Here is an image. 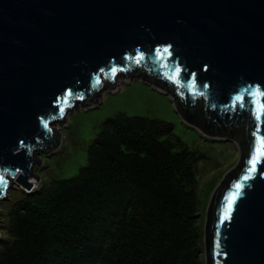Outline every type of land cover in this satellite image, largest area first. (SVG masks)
I'll use <instances>...</instances> for the list:
<instances>
[{"label":"water","instance_id":"water-1","mask_svg":"<svg viewBox=\"0 0 264 264\" xmlns=\"http://www.w3.org/2000/svg\"><path fill=\"white\" fill-rule=\"evenodd\" d=\"M129 65L147 70L177 110V98L192 111L204 96L203 128L181 117L208 137L245 129L239 161L207 209L205 262L264 264V163L249 164L253 101L264 90V0H0V201L15 188L33 192L38 150L56 152L68 114L100 106Z\"/></svg>","mask_w":264,"mask_h":264},{"label":"trees","instance_id":"trees-1","mask_svg":"<svg viewBox=\"0 0 264 264\" xmlns=\"http://www.w3.org/2000/svg\"><path fill=\"white\" fill-rule=\"evenodd\" d=\"M195 157L167 122L108 119L78 175L13 206L0 264H206Z\"/></svg>","mask_w":264,"mask_h":264},{"label":"rangeland","instance_id":"rangeland-1","mask_svg":"<svg viewBox=\"0 0 264 264\" xmlns=\"http://www.w3.org/2000/svg\"><path fill=\"white\" fill-rule=\"evenodd\" d=\"M117 88V92L103 95L100 106L87 110L80 107L68 114L60 129V147L50 156L42 154L39 157L41 166L38 163L36 167V173L41 177L39 189L46 190L56 181L72 179L89 164V149L108 119L125 113L130 117L160 120L173 125L176 137L196 156L199 224L204 226L215 189L239 161V146L236 142L215 140L187 124L170 95L152 85L133 79L122 82ZM25 193L21 188H15L9 192L7 201H0L1 239L6 237L13 206L25 197Z\"/></svg>","mask_w":264,"mask_h":264},{"label":"flooded vegetation","instance_id":"flooded-vegetation-1","mask_svg":"<svg viewBox=\"0 0 264 264\" xmlns=\"http://www.w3.org/2000/svg\"><path fill=\"white\" fill-rule=\"evenodd\" d=\"M113 79H114L113 82L115 85L116 84L121 85L122 82L130 81V80L132 81L133 79H136L138 81H143L147 84L153 83V82L156 83V81L154 79H152L151 74L147 70H144L141 65H137L136 67H133V68L129 65V68L121 69V70L117 71L116 73H114ZM163 79L164 80L162 82L164 84H165V82H168L170 87L174 86V88H175V81H173V80L167 81L168 79H165V77H163ZM103 81H104L105 85H108V87L110 86L111 81H110L109 77L104 78ZM179 86H180L179 84H178V86L176 84V91H178L180 89ZM172 88H170V89H172ZM96 97H97V99L101 98V96L98 94L96 95ZM179 99L180 98L176 99V102L179 103V108L177 110L179 112V114L180 115L183 114L184 117H186L187 119H189L190 121H192L196 124L199 123L198 127L200 126V128H203L204 124H203L202 119L205 117L206 98L204 96L198 98L196 100V105L192 111H190V110L187 111V108L183 105V103L181 104V100H179ZM182 119H183V117H182ZM228 134H229V136H228L229 138L222 139V140H228V141L236 142L237 145L239 146V148L242 150L245 148L246 136H245V129L243 127L237 128L235 126H229ZM213 139L220 140V139H216V138H213ZM50 152H52V151L51 150H47V151L38 150V154H40V156L42 154L50 156L51 154L55 153V152H53V153H50ZM40 156H38L37 158L39 159ZM35 171H36V168H35Z\"/></svg>","mask_w":264,"mask_h":264},{"label":"snow or ice","instance_id":"snow-or-ice-1","mask_svg":"<svg viewBox=\"0 0 264 264\" xmlns=\"http://www.w3.org/2000/svg\"><path fill=\"white\" fill-rule=\"evenodd\" d=\"M165 51H168L166 48ZM256 93H258L261 97L260 103L257 106L255 104V101H253V115L257 121L256 124V131L253 133V135L256 137V145L254 148V151L252 153L251 159L249 160V164H251V171H257V165L260 163H264V135L261 134V122H264V90H261L259 87L256 89ZM238 101H240L241 106H243V99L239 96L236 97ZM5 182L4 177L0 176V184H3ZM238 188H240V185H237ZM232 203H235V197L232 200ZM229 211H231V205L229 206Z\"/></svg>","mask_w":264,"mask_h":264},{"label":"built area","instance_id":"built-area-1","mask_svg":"<svg viewBox=\"0 0 264 264\" xmlns=\"http://www.w3.org/2000/svg\"><path fill=\"white\" fill-rule=\"evenodd\" d=\"M33 181H34V185H35L33 192H36L37 189L39 190L40 185H39V182H37L36 180H33Z\"/></svg>","mask_w":264,"mask_h":264}]
</instances>
